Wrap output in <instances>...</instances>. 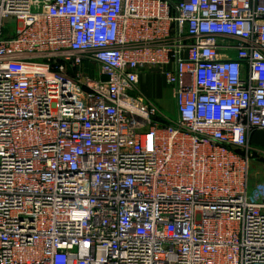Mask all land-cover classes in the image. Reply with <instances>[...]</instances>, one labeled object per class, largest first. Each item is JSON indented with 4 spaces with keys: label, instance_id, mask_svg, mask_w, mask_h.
Returning a JSON list of instances; mask_svg holds the SVG:
<instances>
[{
    "label": "built area",
    "instance_id": "2783aa9c",
    "mask_svg": "<svg viewBox=\"0 0 264 264\" xmlns=\"http://www.w3.org/2000/svg\"><path fill=\"white\" fill-rule=\"evenodd\" d=\"M256 130L264 0H0V264H264Z\"/></svg>",
    "mask_w": 264,
    "mask_h": 264
},
{
    "label": "rangeland",
    "instance_id": "374dc122",
    "mask_svg": "<svg viewBox=\"0 0 264 264\" xmlns=\"http://www.w3.org/2000/svg\"><path fill=\"white\" fill-rule=\"evenodd\" d=\"M155 75H159V74H155ZM158 77H161V75H159ZM163 80L164 79L159 78L154 81L155 89L159 90V92L161 93V96L157 97L159 99L157 101V104L160 105V102H163L162 104L166 105V108L161 109V111L164 116H166L167 118L173 121L177 118L176 101L172 94L171 88L165 85V82ZM151 98L153 99L154 97ZM250 174H251V180H250L251 185L255 184L258 181L264 180V165L259 164L254 159H252L250 162Z\"/></svg>",
    "mask_w": 264,
    "mask_h": 264
},
{
    "label": "crops",
    "instance_id": "0c3cea01",
    "mask_svg": "<svg viewBox=\"0 0 264 264\" xmlns=\"http://www.w3.org/2000/svg\"><path fill=\"white\" fill-rule=\"evenodd\" d=\"M159 75H155L153 73L142 75L139 79V91L145 96L149 97L156 105L159 107V109L166 108L165 104H162L163 102H160V105L157 104V101L159 100L157 97L161 96V93L159 90L155 89L154 81L156 79L163 77H158ZM164 81V80H163ZM151 97H154L153 99ZM162 104V105H161ZM250 143L252 148L257 152L264 151V130H256L252 133L250 136ZM255 161L259 164L261 160L255 159Z\"/></svg>",
    "mask_w": 264,
    "mask_h": 264
}]
</instances>
